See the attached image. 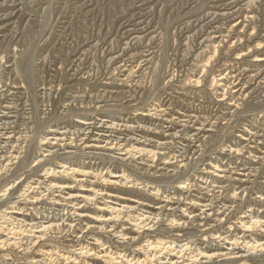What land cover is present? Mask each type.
Wrapping results in <instances>:
<instances>
[{
    "label": "rangeland",
    "instance_id": "374dc122",
    "mask_svg": "<svg viewBox=\"0 0 264 264\" xmlns=\"http://www.w3.org/2000/svg\"><path fill=\"white\" fill-rule=\"evenodd\" d=\"M0 5V84L7 86L4 88H11L10 86L12 88H19L18 90L24 95H22V98H24L22 104L18 103L17 118H19L16 119L15 125H11V129L8 130V132L14 131L16 133L11 143L15 142L16 148L9 146L7 149H11L10 151L0 148V168L6 166V172L3 175L7 178L11 176L10 180L7 179L6 183H16L20 179L23 181L25 178L23 183L21 182V186L24 187L21 188L19 186V190L13 195V198H17L26 189V184L33 183L37 179H45L44 170L42 169H48V163H43L40 166L38 165V167L34 166V162L42 158L43 154H46L43 151L45 148L38 149L37 144L45 137L49 124L50 126L52 125L50 121L55 120L57 116L60 118L62 115H66L62 113V110L64 106L70 105L69 102H66L68 99H71L72 102V98L76 97V95L84 96V99H82L84 104L81 108L87 105L88 108H96L103 105L104 108L109 107L112 110H122L120 113H116L123 116L131 113L134 109H137V114H141L143 110L153 108L151 106L161 102V105L170 114L183 112H187L188 114V112L192 111L189 114L194 113L197 114L198 118L202 117L201 119L199 118V121L197 120L198 122L189 123L188 128L190 125L193 127L192 124L194 123L201 125L204 122L205 124L208 119L209 123H206V125L215 126L214 131H216L215 134L217 133L214 138L207 140L205 138L204 140L206 141L195 139L193 140L194 143H189L191 150L186 151V159L191 158L189 160L191 163L187 168L188 170L185 169L183 174H174L172 169L163 168L161 165H158L161 164L160 161L156 164L158 166L154 165L150 167L152 169L151 173L155 172L154 179L159 181L156 182V185L165 187L169 180L172 182V179L177 180L176 182L187 180L191 184V189L189 188L186 191L189 197H195L198 194L197 198L202 196L203 198L201 197V199L205 201L211 199L213 201L212 204H216H214V207H216L213 211L214 215L208 220V223L211 221L209 223L212 226L211 230L208 226L197 227L198 222H194L193 225L184 227L185 232L171 233L173 236L174 234L182 235L188 233L190 242L195 243L196 247L200 249H192L178 262L189 264L188 262L193 259L191 257L194 255V259L197 258V261H200L199 263H205L204 260H200V257L196 256L198 252L207 251L211 248L200 243L198 238L201 234L203 236V233L206 234L205 236H208L207 233L210 231L212 234L225 233L223 234L224 236H230L231 238L240 237L242 234L238 228L240 227L239 217L244 212L248 213L247 211L251 210V212L255 213L254 215L252 214L253 216H260L264 220V199H261L264 197V136H262L264 134V123L261 127H257V124L251 120L253 118L251 116H257L258 118L260 114L258 106L263 105L264 107V69L262 78L260 77V79L255 80L256 84H254V81H248V85L242 86V83L245 84L247 80H250L249 77L257 72L259 66L263 68V65L255 67L253 64V66L252 61L256 55H264V0H0ZM232 74H235V78H237L235 79ZM225 76L230 79L227 78L224 88L221 85L222 82L216 81ZM27 77L30 79L28 84L26 83ZM196 80L198 81L197 84H195ZM227 86L228 88H226ZM49 87L53 88L51 95L48 94ZM225 89L227 90L225 92L226 96L223 98V91ZM12 91L15 92L16 90H11L10 92ZM33 91L36 92L38 102L31 104L30 99ZM37 91H40L41 94ZM232 91L234 92L233 97L230 96L231 93L233 94ZM39 97L43 98V100H40ZM221 98L224 105L222 103L219 104ZM15 99L17 100L18 97ZM26 99L27 104L24 103ZM48 100L51 101L49 102ZM234 101V108L237 107L236 116L238 118L227 117L225 120H222V115H227L234 110L229 109V104L231 102L234 103ZM45 104H47V108ZM74 104L75 106H79V103ZM49 105L51 106L49 107ZM33 106L37 107L36 109H39V112L43 108L38 117L39 122L37 121V117H31L34 110ZM55 106L58 113L53 108ZM31 107L32 110H30ZM123 109H125L124 112ZM43 112H45V115ZM46 113H48V116H46ZM74 116L71 114L66 118L76 120V116ZM58 117L57 119L59 120ZM43 118L46 120H42L41 123V119ZM203 118L206 119L204 120ZM57 119L53 123L58 122ZM213 119H219L216 123L218 125L212 124L215 121ZM33 120L38 123H34ZM258 120L261 121V118L259 117ZM45 121L49 124H46ZM249 127L258 128L260 131L259 135L255 136L256 141L254 138L250 139L252 143L248 144V147L252 148L251 150H255L256 147L257 150H260V153L256 155L257 158H253L255 155H248L246 151L241 152L242 154L240 153L241 155L238 157L230 154L229 148L235 145L234 138L240 134L239 132L242 131V128ZM208 128L206 127V129ZM188 134H191V132ZM131 135L139 136V133L134 132ZM16 140L18 141L16 142ZM0 141L4 140L0 139ZM1 144L3 145L2 142H0ZM175 147L180 148V145ZM21 148L23 149L21 150ZM194 149L196 150L192 154L191 151ZM215 152L220 153V156ZM61 153L63 152L60 151L59 154ZM227 154L229 157L224 156ZM17 156L21 160H26L22 166H24L26 172L27 169L31 168L30 172L32 175L28 173V175L26 174L27 177L25 175L20 176L24 170H17L18 167L20 168L18 160L16 161L15 159ZM61 159L59 158L57 161L61 162ZM216 159L218 160V164L227 166L229 169H235L236 166H240L237 168L238 170L247 168L248 171L246 173L250 170V177L245 178L246 180L248 179L245 183L246 185L238 188V185L235 184L238 181L233 180L235 178H242L237 173L242 174L243 171L233 173L231 176L234 182L225 184L224 190L222 189L220 192L218 188H212L210 184L209 186L202 184L204 181L201 179L200 174L205 173L203 169L208 168L209 165L207 164L216 161ZM181 160L182 158H177V163ZM84 162L89 163L88 160H84ZM90 162L93 164L89 163L91 167L96 165L95 169L101 168V170L104 169L103 171H105V168H108L112 172L122 171L120 168H113L106 162L101 163L98 160ZM136 162L138 163L135 164ZM144 163L145 161H137V159L131 164L128 163L131 166L128 171L131 172L129 173L132 174V177L128 173L126 174L130 178L134 177V179L140 175L142 176V174L145 176L144 172L147 168L145 165L149 163H145V165ZM181 164L178 163L175 167L179 168ZM244 164H246L245 167H242ZM132 167H137L138 172L135 169H133L135 171H132ZM14 169L16 171L13 172ZM232 171L234 172V170ZM12 172H17L15 174L17 177L13 178ZM231 172H226L225 175L228 176ZM40 174L43 178H38ZM0 177L3 180V177ZM169 177L171 178L169 179ZM27 178L29 183L27 182ZM11 179L14 181L12 180V182ZM45 186L42 184L38 192L46 194ZM204 186L208 189H206L207 191L204 190ZM163 190H168V187L163 188ZM172 191L170 190L167 194H172ZM233 192L237 195L232 196ZM119 193L122 194L120 196L131 199L133 197L144 199L142 195L127 194L124 191ZM124 193L128 196H124ZM217 194L219 195L217 196ZM187 195L185 194L184 196L188 198ZM260 195H263L260 198L261 200L258 198ZM50 200L51 198L48 197L46 200L39 202V204L33 205H31L30 200L26 202L22 200L14 208L18 209L23 206L24 208L22 207L21 209H23L24 218L22 217L23 215L15 218L12 216L10 218V214L2 217V212H0V240L12 236V240L8 241L9 244L6 242L7 246L5 243H0V264H65L66 259L71 260L72 258L77 259L73 262L75 264H86L84 259L82 261V258L75 257L74 253L77 252L79 245H89L94 242L96 237L101 239L102 244L109 242V245H112L113 253L125 250L124 247L121 248L119 246L121 240L116 235H112V233H106L107 235L101 233L99 235L97 232L93 234L92 231L87 230L85 223L77 222L76 220L71 222L65 220V218L67 219L65 213H72V210L69 211L71 209L69 206L71 205L61 203L62 207H54L49 204ZM173 201H175V197ZM185 202L181 201L180 205H184ZM222 204L229 207L225 213H220L222 211L220 209ZM4 205L0 207V211L3 208L6 212L11 211L12 204H10L11 206L8 203L6 204L7 206ZM66 207L67 209H65ZM34 213H37V215ZM62 215L64 219L60 218V220L59 217ZM32 217L40 223H46L49 220L53 222L55 219L56 222L54 223H58L60 227H58L59 229H52L46 232V234L44 233L42 235L43 244L41 246L34 245L31 242L32 233L30 232L32 230L30 231L28 226V222H30L28 219ZM179 217V213L168 215V217L164 218L165 220H162L160 228L166 229L173 220H177ZM19 219L25 221L22 223ZM62 221L67 223L64 222V224ZM86 230L90 233H87ZM252 231L246 233L247 235L245 234L246 240H250L249 234L252 238L262 237L261 228H255ZM11 241L14 242V245ZM181 241H183V238H181ZM77 243L80 244L78 245ZM242 245L234 251L239 252ZM107 246L108 244L105 247ZM129 248H126V250L132 252L135 247ZM258 254L254 255L258 257L255 258L256 261L259 259L258 263L264 264V253L260 256ZM219 260L221 259H214L212 264H224V262Z\"/></svg>",
    "mask_w": 264,
    "mask_h": 264
},
{
    "label": "bare ground",
    "instance_id": "6f19581e",
    "mask_svg": "<svg viewBox=\"0 0 264 264\" xmlns=\"http://www.w3.org/2000/svg\"><path fill=\"white\" fill-rule=\"evenodd\" d=\"M249 18H251V17H249ZM246 57H247V55H246ZM15 62L17 63V61H15ZM253 64L255 65V67H258L259 65H263V68L259 66L257 72L254 75H252L251 77H249L250 80H247V82L245 84L242 83V86L244 85L243 87H245V85L248 83V81H254V84H256L257 82L255 83V80L260 79V77L262 76L263 69H264V55L254 56V59L252 61V65ZM98 68H100V67H98ZM260 68H262V69H260ZM233 76L235 78V74ZM227 78H228L227 76L222 77L221 79L217 80L216 82H218V81L222 82L221 85H223L222 87L225 88ZM228 79H230V78H228ZM28 82H30L29 77L26 78V83L28 84ZM195 82H196L195 84L198 83L197 80ZM235 82H236V80H235ZM237 82H239V81H237ZM223 83H225V84H223ZM4 85L0 84V122H1L0 123V129L2 130V131L0 130L1 131L0 132V139L4 140V141H0L3 143V145L2 144L0 145V148L7 151V150H9V149H7L9 146H12V148H16V145H14V144H16L15 142L13 144H11L12 139L15 138L16 133H14V131L8 132V130L11 129V127H10L11 125H15V123L17 122L16 119L19 118V117L17 118L18 107H19L18 103L22 104V100L24 98H22L23 94H22V92H20V90H18L19 88H15V87L12 88V86H10L11 88H4V87H7ZM7 85H8V83H7ZM11 85H13V84L11 83ZM16 85H17V83H16ZM228 86L226 88H228ZM28 87H30V86H28ZM28 87H27V89H28ZM233 87H231V88H233ZM229 88H230V86H229ZM22 89H24V88H22ZM29 89H35V88H29ZM42 89L45 90L44 88H42ZM52 89L53 88L48 89L49 95L52 94V92H53ZM11 90H16V91L10 92ZM236 90H237V88H236ZM226 91H227L226 89H225V91H223L224 92V94L222 96L223 98L226 96V93H225ZM237 91H239V90H237ZM240 91H241V89H240ZM37 92L40 93V91H37ZM6 93H8V94H6ZM220 96H221V94H220ZM230 96L233 97L234 92H233V94L231 93ZM16 97H18L17 100L15 99ZM36 97H37L36 92L33 91V95L30 99L31 104L38 102V98H36ZM51 97H53V96H51ZM51 97H50V99H51ZM93 97H94V95H93ZM39 99L43 100V98H40V97H39ZM82 99H84V96L81 97V96L76 95V97L72 98V102H71V99H68L66 101V102H69L70 105L68 104V105L63 107V110L61 109L62 113L66 114V115H62V117H60V118L57 116L59 118V120L61 119L60 122L57 119V117L54 116V114H55L53 112L54 110L52 111V113H54L53 116L57 119L58 122L53 123V121L56 120L54 118L55 120L50 121V122H52V125L50 126V124L45 121L46 124L47 123L49 124V127H47L45 125L48 128V130L45 133V137H43L39 141V144H37V145H38V149L44 147L45 150H43V151L46 152V154H43L42 158H40L36 162H34L35 167H38V165L40 166L43 163H48V166H49V167L47 166L48 169H46V170L42 169V170H44V175H45L44 180L37 179L33 183L31 182L30 184H26V187H25L26 189L23 190V192L20 193L19 196H17V198H13V195L17 192V190H19V186H21V182L23 183L25 178L23 179V181H22V179H20L19 182H16V183L10 184L9 181H8L9 183H6L7 179L10 180L9 178L11 176L9 178H7L6 176L3 175L6 172L5 171L6 166H3L0 168V176L3 177V180L0 179V180H2V182H0V207L4 204L6 205L7 203L9 205L12 204V206H13L10 208V206H11L10 205L9 208L11 209V211L6 212L5 210H3L4 209L3 207L5 206L4 205L2 207L3 208L2 211H0V212H2V217H5V216L10 214V216H9L10 218L12 216L15 218V217H19L22 215H23L22 217L24 218L25 215L23 214V209H21L23 206L21 208H18V209L14 208V206H18L20 204V202H22V200L24 202L30 200L32 203L31 205L39 204V202H42V201L46 200V198L50 197L51 202L49 204L54 206V207L55 206H59V207L61 206L62 207L61 203L71 205V206H69V208H71L69 211L72 210V213L68 214L66 212L65 216L67 217V219L65 218V220H69V222L76 220L77 222L85 223L87 230H89L90 232L92 231L93 234L95 232H97L99 235H101V233H105V234L106 233H108V234L112 233V235H116L118 238H120L121 241L119 243L120 244L119 246L121 248L124 247L125 250H126V248H129V247H132V248L135 247L132 252H130L129 250L128 251L124 250V251H121L119 253H113L112 247H111L112 245L111 244L109 245V242L102 244L101 239L97 238V237L94 239V242L90 243L89 245L87 244L86 246L79 245L80 243L79 244L77 243L79 245L78 246L79 248L77 249V252L74 253V256L82 258V261L84 259L86 261V264H183V262L179 263L180 262L179 260L182 259L187 252L191 251L192 249H197V250H200V249L196 247L195 243L190 242V240L188 238V233H184L182 235H175L174 234V236L171 235V233L172 232L173 233L174 232H185L186 230H184V227L189 226L191 224L193 225L194 222H198L197 227L208 226L209 229L211 230L212 226L209 224L211 221H209V223H208V220L214 215L213 211L216 208V207H214L216 204L215 203H214L215 205L212 204L213 201H211V199H209V200L207 199L206 201L201 199L202 196L197 198L198 194L195 197L191 196L193 198L189 197V194L187 195L186 191L189 188L191 189V184H189L190 182L188 181L189 182L188 183L187 180H181V181L176 182L177 180L175 181L172 179L173 183L171 182V180H169V182L166 185L164 184L165 187H162V185H156V182H159V181L154 179L155 172L152 174L151 173L152 169L150 167H153L154 165H156L160 161L161 164H158V165H161L163 168L172 169V172L174 174H176V173L177 174L178 173L183 174L185 172V169H187L191 163V161H189L191 159L190 157H189L190 159H186L187 158L186 151L191 150L190 149L191 146L189 145V143H192L193 140H195V139H198L199 141H200V139L202 141H206L207 139L214 138L217 134V133L215 134L216 131H214L215 126H213V125L208 126L209 124L206 125V123H209V121H207L208 120L207 119L205 124H204V122L201 123V125H196V123H194L196 127L194 126V124H192L193 127L190 125L191 128L190 127L188 128L189 123L196 122L197 120L199 121L200 117L198 118L197 114H194V113L189 114L192 111L188 112V114H187V112L174 113V114L171 113L170 114V112H168L167 109H165L164 106L161 105V102H158V104L151 106L153 108H148L146 110H143V112L141 114H137V112H136L137 109H134V110H132L131 113L123 116V115L116 113V112L120 113V111H122V110H115V109L112 110L108 106H107L108 108H106V107L104 108L103 105H101L100 107H96V108H92V107L88 108V105H87V106H84L83 108H81L82 105L84 104V101ZM48 101H47V103H48ZM126 101H128V100H126ZM222 102H223V99L221 98L219 104H221ZM24 103L27 104V99H26V101H24ZM74 103H76V104L79 103V106H77V105L75 106ZM231 103L229 104V106H230L229 109H234V110L231 111L227 115H222V118H221L222 120H225L227 117H229V118L236 117L235 119L238 118L236 116L237 107L234 108L235 101H234V103H232V104ZM45 105L47 108V104H45ZM53 105H54V103H53ZM222 105H224V104L222 103ZM43 106H44V104H43ZM50 106L51 105H49V107ZM59 106L61 107V105H59ZM91 106H93V105H91ZM36 108L34 107L33 113L30 111V110H32V107L29 111L32 113L31 117H37V121H38L39 120V118H38L39 114H41L43 108H42L41 112H39L40 110L36 109ZM53 108H55V111H56V106ZM258 109L260 111L259 112L260 114L258 113L259 114L258 118L260 117L261 121L258 120L257 116H251V117H253L251 120L257 124V127H259V126L261 127L264 123V107H263V105H259ZM124 110L125 109H123V112H124ZM43 113L45 115V112H43ZM56 113H58V112L56 111ZM46 114H47L46 116H48V113H46ZM71 114H72V116H74V115L76 116V117L74 116L76 118V120H69V118L72 119L71 116H69L68 119L66 118L68 115H71ZM59 116H61V115H59ZM130 116H132V118H130ZM214 118H215V116H214ZM21 119H22V117H21ZM44 119L45 118L41 119V123H42V120L44 121ZM209 119H210V116H209ZM219 119H220V117H219ZM219 119H213L215 121L212 124H216L219 121ZM50 120H51V118H50ZM227 121H228V119H227ZM36 122L34 121V123H36ZM216 125H218V124H216ZM206 127H209V128L206 129ZM210 128H212V129H210ZM241 130L242 131L239 132L240 134H238L234 138V142H235L234 144L235 145L229 148L230 154L236 155L238 157L239 155L242 154L241 152L246 151L248 153V155H255V156H253V158H255V157L257 158L256 155H258L260 153V150H257V147L255 150L254 149L251 150L252 148L248 147L249 146L248 144L252 143L250 141V139L254 138V140H255V136L259 135L260 131L258 130V128L255 129L254 127L253 128H250V127L249 128H242ZM134 132L139 133V136L131 135ZM189 132H191V134H188ZM261 132H262V130H261ZM213 134H215V135H213ZM262 136H264V134ZM205 138H206V140H204ZM19 139H20V137H19ZM17 141L18 140H16V142ZM256 143H258V142H256ZM30 145H31V142H30ZM177 145H180V148L175 147ZM197 145H199V144H197ZM242 145H244V146H242ZM28 146H29V144H28ZM22 149L23 148H21V150ZM31 149H32V147H31ZM195 150L196 149L191 151L192 154H194L193 152ZM60 151H62L63 153L59 154ZM115 152H119V153L116 154ZM0 153H1V151H0ZM216 154H218V156H220V153L217 152ZM28 155H29V153H28ZM224 156L229 157L228 154L224 155ZM58 157L62 158L60 160L61 162H59V160L57 161V159H59ZM249 157H251V156H249ZM258 157H260V156H258ZM19 158H20L19 156L15 157L16 161L18 160V163L20 164V165L17 164L18 166H20V168L18 167L19 169L17 168V170L23 171L24 166H22V165L25 164L26 160L25 159L21 160ZM177 158H182V160L180 162H178V163H182L179 168L175 167V165L178 164ZM136 159H137V161L143 160V161H145V163H149V164L145 165V163H144V165L147 167L145 169V172H144L145 176H143V174H142V176L140 175L141 177L138 176V178L134 179V177L133 178L129 177L132 174H130L131 172L128 171V169L131 168V166L128 163L131 164ZM217 159H216V161H214L210 164H207V165H209L208 168L203 169L205 171V173H202L203 175L200 174L201 179L204 181V183L202 182V184H205L206 186L207 185L209 186V184H210V185H212V188H218L219 192L222 189L224 190L225 184L233 183L235 180L238 181L235 183L238 185V188H242L246 185L245 183L248 181V179L246 180L245 178L250 177V175H249L250 170L247 173H246V171H248L247 168H243V169L238 170L237 168L240 166H236V168L234 167L235 169H233V168L229 169V167L227 168V166H222V165L218 164ZM84 160H88L89 163H91L90 161H92V160H98L101 163L106 162V163L110 164V166H112L113 168H120L122 171L112 172V171H109L108 168H105L106 169L105 171H103L104 169L101 170V168L95 169L94 167L96 165L91 167L92 163L87 164V162L85 163ZM247 160H249V159H247ZM4 161H5V159H4ZM137 163L138 162H136L135 164H137ZM158 165H156V166H158ZM245 165L246 164L242 165V167H245ZM26 167H27V164H26ZM136 168L132 167V171H135V170L137 171ZM15 169L13 170V172L16 171ZM30 169L29 170L27 169V172L25 170L23 172H21L20 176L25 175V177H27L26 174L27 175H28V173L31 174ZM34 169H36V168H34ZM133 169H135V170H133ZM231 170H234V172L233 171L231 172ZM36 171H38V170H36ZM229 171L231 172V174L230 175L228 174V176H226L225 175L226 172H229ZM236 171L237 172L243 171L242 174L241 173H237V174L239 175V177H242L244 179H242V178L236 179L235 178V179H233L234 181H232L231 175L233 173H235ZM13 172L11 173L14 175L13 178L17 177V176H15V174L17 172L16 173H13ZM126 173H128L129 176ZM17 175H19V174H17ZM38 178H43V176L41 177V174H40V176ZM170 178L171 177H169V179ZM12 180L13 179H11V181ZM29 180H30V177H29ZM146 180H150V181H146ZM162 180H164V179H162ZM27 182H28V178H27ZM144 182H148V183H144ZM154 182H155V184H154ZM42 184L46 185L45 186L46 194H41V192H38L39 189H41ZM23 185H25V184H23ZM22 187H24V186H21V188ZM146 187H148V188H146ZM167 187H168V190H163V188H167ZM193 188H194V186H193ZM206 189L207 188H205V186H204V190H206ZM170 190H173L174 192L172 191V194H167L170 192ZM121 191H124L127 194L132 193V194L142 195V196H144V199L135 198V197H133V199H131V198L120 196V195H122L121 193H119ZM160 191H163V192H160ZM218 191H217V193H218ZM127 194L125 195V193H124V196H128ZM185 194L188 196V198L184 196ZM212 194H213V192H212ZM170 195H172V196H170ZM218 195L219 194H217V196ZM236 195L234 192L232 193V196H236ZM262 196L263 195H260V197H258V198L260 199ZM129 197H131V196L129 195ZM174 197H175V201H173ZM261 199L263 200L264 197H262ZM12 200H13V202H12ZM157 200H159V201H157ZM181 201H186V202L184 205L181 206L180 205ZM48 202H45V203H48ZM64 204H63V206H64ZM227 208H229V207L226 206L225 204H222V206L220 207V209L222 211H220V213H225L227 211ZM34 209L36 211L35 207H34ZM65 209H67V207ZM44 210H45V208H44ZM51 210H52V208H51ZM198 210H199V212H198ZM40 211H42V210H40ZM247 212L248 213L244 212L243 215L241 217H239L240 227H238V228L240 230V233L242 234L240 237H237V238L232 237L231 238L230 236L229 237L224 236L223 234H225V233L212 234V233H210V231L208 233L206 232L208 236H205L206 234L203 233V236L201 234V236L198 238L200 243L207 245L208 247H211V248L207 251H200L198 253L196 252L197 253L196 256L200 257V260L201 259L204 260L205 263H199L200 261H197V258L194 259V257H193L194 255L191 257V258H193L190 261L191 263L190 262H188V263L189 264H212V261L214 259L219 258V259H221L219 261L224 262V264H238V263H240V264H260V263H258L259 259L257 261L255 259L258 257L254 256V255L259 253L258 255L260 256L264 253V220L260 216H257V215L253 216L255 213L251 212V210H249ZM176 213L180 214V217L177 220H173L169 224V226L166 227V229L160 228V224H162V220L165 217H168V215H175ZM34 214L37 215V213H34ZM41 214H42V212H41ZM60 218L62 219L63 215L61 217H59V219ZM28 220L30 221V222H28L29 223L28 226L30 228V231L32 230L30 232V233H32V235H31L32 241L31 242H33V244L37 245V246H41L43 244L42 235L44 233L46 234V232L59 227L58 223L57 224L54 223V222H56L55 219L54 220L52 219L53 222H50V220H49L46 223L45 222L44 223L37 222V220H35L33 217L28 219ZM43 220H44V218H43ZM16 221H18V220H16ZM24 221L20 220V222H22V223ZM64 222L62 221V223H64ZM22 223H20V224H22ZM65 223H67V222H65ZM74 226H75V223H74ZM70 228H71V226H70ZM220 228H221V226H220ZM255 228L256 229L261 228L262 237H260V238L256 237L257 238L256 239L254 237L252 238V236L249 234L248 237H250V240H246L245 234L253 232L252 230ZM89 231H87V233ZM21 232H19V233H21ZM16 237H17V235H16ZM201 237H202V239H201ZM181 238H183V241H185V242L181 241ZM10 239L12 240V236L10 238H5V239L0 240V243L6 244V242H8ZM18 240L20 241V239H18ZM240 240H241V242H240ZM11 242H10V244H11ZM23 242H21V243H23ZM143 242H145V243L143 244ZM221 242H222V244H220ZM12 243L14 245V242H12ZM28 243H29V241H28ZM28 243H26V244L28 245ZM8 244H9V242H8ZM107 244H108V246L105 247ZM241 244H243V245H242V248L239 249V252L234 251V250H237ZM6 246H7V244H6ZM19 246H20V244H19ZM129 249H131V248H129ZM48 253L50 254V252H48ZM177 254H179V255L176 257ZM66 260L67 261L65 264H75L73 262L77 259L72 258L71 260H69V259H66Z\"/></svg>",
    "mask_w": 264,
    "mask_h": 264
}]
</instances>
